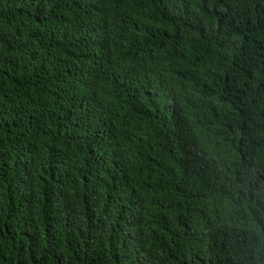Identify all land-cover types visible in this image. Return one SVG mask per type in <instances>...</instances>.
I'll return each mask as SVG.
<instances>
[{
  "label": "trees",
  "instance_id": "trees-1",
  "mask_svg": "<svg viewBox=\"0 0 264 264\" xmlns=\"http://www.w3.org/2000/svg\"><path fill=\"white\" fill-rule=\"evenodd\" d=\"M0 264H264V0H0Z\"/></svg>",
  "mask_w": 264,
  "mask_h": 264
}]
</instances>
